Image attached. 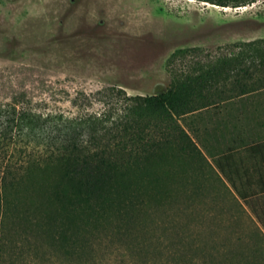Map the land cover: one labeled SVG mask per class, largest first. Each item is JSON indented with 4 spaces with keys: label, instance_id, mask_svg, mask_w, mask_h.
Returning <instances> with one entry per match:
<instances>
[{
    "label": "rangeland",
    "instance_id": "1",
    "mask_svg": "<svg viewBox=\"0 0 264 264\" xmlns=\"http://www.w3.org/2000/svg\"><path fill=\"white\" fill-rule=\"evenodd\" d=\"M262 38L264 0H0V103L24 94V102L55 116L32 131L16 130L0 156L15 164L45 157L76 135L66 118L114 103L99 89L159 93L177 78L253 51L256 44L245 42ZM231 111L224 101L180 118L205 155L192 166L200 190L190 212L105 220L67 242L43 230L9 236L3 264H264L258 212L215 162L241 135ZM239 117L254 136L256 113L248 108Z\"/></svg>",
    "mask_w": 264,
    "mask_h": 264
},
{
    "label": "trees",
    "instance_id": "2",
    "mask_svg": "<svg viewBox=\"0 0 264 264\" xmlns=\"http://www.w3.org/2000/svg\"><path fill=\"white\" fill-rule=\"evenodd\" d=\"M203 1L241 6L255 0ZM245 44L256 47L177 78L159 93L128 95L117 86L99 89L115 97L114 103L100 112L87 110L66 118L76 135L42 159L15 164L0 156V264L9 236L43 230L67 242L105 220H144L158 211L173 219L190 212L200 190L193 170L205 155L180 118L215 106L236 90L264 86V38ZM14 98L0 103V148L16 130L29 132L55 117L24 102V94ZM226 159V152L215 157L224 173ZM228 178L247 201L250 195Z\"/></svg>",
    "mask_w": 264,
    "mask_h": 264
},
{
    "label": "crops",
    "instance_id": "3",
    "mask_svg": "<svg viewBox=\"0 0 264 264\" xmlns=\"http://www.w3.org/2000/svg\"><path fill=\"white\" fill-rule=\"evenodd\" d=\"M224 101L232 110V127L236 130L240 128L241 135L238 133L237 137L230 139L224 148L218 150V154L226 152L227 175L241 179L237 181V187L250 195L249 202L244 201L245 205L248 203L251 209L257 210L260 230L264 233V86L247 92L236 90ZM248 108L256 113L255 135L252 137L246 136L245 127L239 124L240 113L244 116ZM257 195V199L253 198Z\"/></svg>",
    "mask_w": 264,
    "mask_h": 264
}]
</instances>
